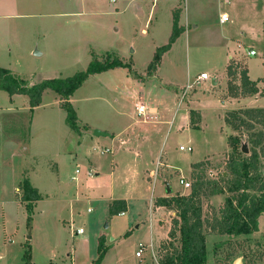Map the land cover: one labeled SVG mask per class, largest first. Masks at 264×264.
I'll use <instances>...</instances> for the list:
<instances>
[{
	"label": "rangeland",
	"instance_id": "1",
	"mask_svg": "<svg viewBox=\"0 0 264 264\" xmlns=\"http://www.w3.org/2000/svg\"><path fill=\"white\" fill-rule=\"evenodd\" d=\"M220 1L219 4V0H191L189 9L187 8L181 17L182 24H187L185 26L187 32L178 38L170 55L161 64L160 77L162 79L151 78L156 67L148 71V65L153 58L151 46L155 43L160 47L167 43L173 23L171 11L174 5H177L181 11L185 0H153V2L152 0H136L137 3L125 11L122 16L123 21L122 17L118 19L119 26L114 23L116 20L114 15L105 16L106 22L102 21L106 28H109V25L119 27L118 31L111 34V46H114L112 50L117 51L118 54L122 52L126 57H133V62L127 59L126 63L136 73V77L134 76L136 79L146 81L144 95L150 94V98L154 101L153 105L156 107L168 106V119L176 114L179 98L183 96L186 99L191 91L197 93V95L194 94L198 96L195 103L202 110L203 115L204 131L193 130L190 133L183 131L180 133L173 128L165 139L161 137L162 134L150 140L148 138L146 142L136 138L135 142L128 145V148L120 151L122 156L119 155L114 179L107 160H104L102 172L107 171L108 174H102L98 182L92 181L90 185L84 182V185L99 188V190H105L107 184L113 185L114 183L115 193L118 194H123L125 187L131 184L139 187L141 190L136 191V194L140 192L146 194L145 201L133 202V209L129 210L127 217H120L116 219V222L118 225H123V222L134 215L141 224L140 228L135 229L133 226L128 231L127 228L120 235L109 230L106 232L108 223L106 219L96 218V221L91 219L93 214L96 215L101 211L100 207L91 202L90 197L82 196L75 199V191L70 187L72 181L68 174L74 173L76 165L80 167L81 161L72 159L75 153L73 147L76 134L65 122V111L58 106L59 97L55 91L50 90L45 93L43 106L33 113L28 110L27 104L23 106L22 100L18 102L21 110L16 113L17 115H4L2 112L0 118L6 117L7 120H12L15 126L20 127L18 135L20 143L14 144L11 149L10 143H2L0 139V255L2 257L0 264H23L21 257L25 243L31 247L37 263L51 261L54 264H87L89 257L95 259L98 255L97 238L94 234L97 225L99 228L102 227V232H106L105 242L109 245L105 244L106 251L102 258L103 260L106 255L104 264H156L154 261V258L157 259L156 248L154 250L150 248L148 229V205L152 194V178L148 179L143 172L149 164L153 166L152 169H156L155 164L159 160L156 156L159 154V148H161L160 163L162 166L171 164L177 170L167 167L169 172L162 171L161 173L160 171L163 176L157 177L154 195L158 192L156 188L161 189V185L163 186L166 181L173 188L174 193H168V196H172L189 194L197 177L205 180H219L222 174L224 175L225 172L227 174L226 164L232 154L230 146L226 144L229 135L240 136L241 143H245L248 147L245 155H248L252 148L250 137L261 133L263 137L261 145L264 144L263 119L261 123L255 122L253 127L241 125L234 129L227 124L223 127L224 117L227 112L235 110L233 108L236 107V101L225 97L222 82L215 87L212 86L211 79L205 82H195L196 76L203 70L207 71L211 77L225 79L227 73L225 74L223 59L228 50L235 56L234 52L239 50L237 44H241L243 50L251 46L257 54L254 56L248 54L245 58L239 57L238 61L230 59L227 65L229 64L239 72L246 64H249L253 76H262L264 72V0H231V5L224 4L223 0ZM116 3L123 4V1L117 0ZM150 5H153V13L148 28L150 35L147 38L142 34L141 28L144 26ZM224 11L228 19L220 22L219 14ZM185 17L189 18V22H185ZM31 20L34 24H38L35 18ZM2 24L16 26L19 22L16 18H8L0 20V25ZM194 24L197 26L194 27ZM19 34L24 33L17 31V34L13 35L14 41L24 40ZM187 44L189 46L186 49ZM134 49L136 52H133ZM62 56L65 58L66 55ZM18 57L21 69L34 66L32 60L30 61L23 52H18ZM33 61L40 66L42 64L44 68L53 69L48 73L51 78L71 76L85 69L86 65L85 62L66 63L56 56L51 58L45 55ZM58 67H61L59 71ZM187 78L190 82L194 81L188 89L186 87ZM170 80L182 89L176 91V86L171 87L172 81L169 85L163 84ZM236 83H240L238 76ZM120 84L114 75H105L102 78L91 75L73 93L72 105L79 113L81 122H87L89 127L94 128H90L93 134L95 130L102 128L117 135L119 130L130 122L134 104L127 94L123 95L126 90L122 91L120 86L123 83ZM142 103L144 102L141 100V103L137 104ZM121 110H125L127 116L119 115ZM149 113L150 111H147L145 107L144 114L138 116L149 121L151 120ZM243 118L249 120L246 117ZM198 119V113L194 114L193 121L196 122ZM30 120H32L31 132L28 130ZM220 125H222V131ZM102 145L107 147L105 143ZM180 146L190 147L191 151L189 149L180 150ZM207 153L212 154L203 157ZM94 154L100 155L96 151ZM102 156L107 159L111 154L105 153ZM199 159L201 160L198 161ZM194 161L198 162L191 164ZM196 163L198 165H194ZM260 164L264 167L262 156ZM61 172L64 173L63 178L66 185L56 180L57 174L61 177ZM25 178H29L34 186L39 187L40 193L48 195L42 201L33 204L30 211L19 205L18 201L13 198L15 186ZM180 178L188 180L190 187L185 188L181 185ZM121 186L124 191L119 192ZM71 191L73 193H70ZM227 195L228 193L207 196L203 193L200 196L208 253L206 264H235V261H238V264H264V213L259 216L258 230L247 235L223 234L214 229ZM170 211L172 213L170 215L171 226L175 211ZM61 216L62 219L67 220L65 225L62 220L58 219ZM79 227L83 229V233H76ZM153 239L157 241L158 236L155 235ZM141 247H144L142 256L137 257L136 252ZM119 260L121 263H118ZM147 260L149 261L146 262Z\"/></svg>",
	"mask_w": 264,
	"mask_h": 264
},
{
	"label": "crops",
	"instance_id": "2",
	"mask_svg": "<svg viewBox=\"0 0 264 264\" xmlns=\"http://www.w3.org/2000/svg\"><path fill=\"white\" fill-rule=\"evenodd\" d=\"M116 1L117 0H0V20H5L8 18H16L18 19V22H19V24L16 26L6 25V24L0 25V37L2 38L0 39V67H4V68L11 70L13 73L17 74L21 78L24 77L23 79L28 84L31 85L43 79L51 78L49 77L48 73L53 71V69H48L49 67L44 68L42 64L40 66L37 64V62L33 61L34 59H37V57L39 56L45 55V57L47 56L51 58H54L56 56L58 58H61L66 63L67 62H70V63L85 62L86 64L85 67H86L93 56H101V55L108 54L111 52L116 53L117 51L112 50L114 49V46H111V42H112L111 34L112 33L114 34V32L118 31V28H119L118 19L124 15L127 9H129L133 4L137 3L136 0H122L123 4H118L116 3ZM190 2L191 0H188V2L187 0H185V5L184 7L182 6L181 11L179 13L178 24L179 26L183 27L182 33H180V35L177 37L174 43H172L171 47L161 55L160 61L156 65V70L154 74L151 76V78L152 77L161 78L160 77L161 64L170 55L178 38L181 35H183V33L187 32L185 29V26H187V24H182L181 17L184 14V11L187 8L189 9ZM220 3L221 1L219 0V4ZM223 3L226 5H231L232 1L223 0ZM152 6L153 5H150L149 11L145 18L144 26L141 28L142 34L147 38H149V35H150L148 28L150 27V24L152 21V13H153ZM176 8H177V5H174L171 12L173 13L174 9ZM224 12H221L220 14ZM220 14H219V20H220ZM108 15L116 16L115 17L116 20L114 23H116L118 26H114V25L112 26L108 24L109 28L105 27L103 22H106L105 16H108ZM33 18H35L38 21V24L33 23V21L31 20ZM123 19L124 17L121 18L122 21ZM184 19H185V22L187 21L189 22V18L185 17ZM147 24H148V27H147ZM188 26L190 25L188 24ZM196 26L197 25L194 24V27ZM17 31L24 33V34H19L24 39L23 41H18L19 39L17 41L13 40V35L15 36L17 34ZM16 43L18 44L16 45ZM188 46L189 45L187 44L186 49ZM157 47L158 46L155 45V43H153L151 46L153 57H154L155 50H156L155 48ZM237 47L239 48V50L234 52L235 56H233L232 52L229 50L226 52V56L223 59L225 70L227 67V63L230 59L238 61L241 57L245 58L248 55V50L251 48L253 49V47L249 46L247 50H243V48H241L242 47L241 44H237ZM134 51L136 52V49H134L133 52ZM18 52H23L30 61L32 60V62L34 63V66H31V67L28 66L27 68L24 67L23 69H21ZM119 54L122 55L120 57H122L123 61L126 62L127 59H131L133 62L132 56L126 57L124 53L122 52ZM256 54L257 53H255L254 55ZM62 55H66L65 58ZM60 68L61 67H58V71ZM244 69H246L249 79L257 82V87L259 89L258 93L252 94V95H243V96L240 95L238 97H231L227 95L226 93V85H227L226 71H225L226 76H225V79L223 80L215 78L216 76L211 77L207 71L203 70L202 72H205L208 74V76H210L209 78L212 81V86L215 87L220 82L223 83L225 97L236 101V107H234L233 109H237L238 107L239 108H248V107L249 108L250 107L264 108V89H263L264 72L262 76L261 75H255V76L251 75L249 64L248 65L246 64L244 66ZM93 75L100 76L101 78L105 75H110V76L114 75L115 79L119 80L121 84L123 83L122 85L120 84L121 85L120 88H122V91H124V89L126 90V92L125 91L123 92V95L125 93L131 98L134 104V112L130 115V119H131L130 122L127 125H125L123 129L119 130L117 135L114 132H112L111 134L110 131H108L107 129H102V128L97 129V130L100 132H103L104 134H101V135L93 134V130H90V128L92 129L93 127H89V124L87 122L85 123L81 122L80 115L77 112L78 117H79V122H78L79 126L81 127L82 125L85 124V125H88V127L85 129L82 128L79 133L75 132L76 134L75 146L73 147L75 153L72 156V159L74 160L80 159L81 165L80 167L76 165L77 167H75V170L73 171L74 173L72 172L69 173L68 177L72 181L70 187L71 189H73V191H75L74 193L75 199L77 198L79 199V197H82V196H85L86 198L90 197V199L92 200L90 201L96 203V206L100 207L101 211L96 213V215L93 214L91 219L95 221H96V218H100L102 220L106 219L108 223L106 225L107 230L105 231L107 232L109 230L110 232L116 235L117 234L120 235L123 232V230L127 228H128L127 229L128 231L129 228H132L133 226H135V229L141 227L140 222L134 217V215L128 218L127 221L123 222V225H118L116 222V219L120 217H127L129 210L133 209L132 203L138 202V201H145L146 194H143L142 192L136 194V191H139L141 189H139V187H136V185L134 184H131L130 186L125 187V191L123 190V187L121 186L119 188V192H122L123 190L124 191L123 194L115 193L114 183L113 185L111 183L107 184L106 186L107 188H105V190H99V188L89 186L92 181L98 182L101 179L102 174L104 173L108 174L107 171L102 172L103 171L102 165L103 163H105L104 160H107V164L109 166V169H111V172L113 173V179H114V175L116 174V169L118 166L117 164L118 160L120 156H122L120 151H122L124 148H128V145L132 142H135L136 138L144 140L146 142L148 138L150 140L154 136L162 134L161 137L165 139L167 135L171 133L173 128H175V131H178L180 133L182 131L190 133L193 130L204 131L203 119H202L203 115H202V110L195 103V100L198 96H195L194 94L197 95V93H193L192 91L189 93L186 99H184L183 96L179 98L178 104H177L178 110L176 114L173 115L170 119H168L167 117L168 106L159 108L153 105L154 101L150 98V94L148 96L147 94L144 95L146 81H141V80L139 81L138 79H136L131 73H129L127 68L115 67V68H111L106 71H102L100 73H96ZM209 78L200 79L198 80V82H196L195 80V82L196 83H199L201 81L205 82ZM171 81H172V84H174L173 80L166 81L163 84L169 85ZM186 82H187L186 84L187 89L190 88L194 84L193 83L194 81L190 82L189 78H187ZM172 84H171V87H174V86L177 87L176 91H178L180 88L182 89V87H179L177 84H174V85ZM124 86H126V88H124ZM129 87L131 89H129ZM50 90L51 89H46L43 92L41 103L37 105L36 107H34L32 113L35 112L39 107L43 106L44 104L43 96L45 95V93H48ZM128 96L125 95V97H128ZM20 100L24 102L23 106L27 104V108L28 110H30L29 103H28V97L26 98V95L25 96L24 94L9 95L6 91L0 90V116H2V112H4V115H15L19 110H21V107L18 104ZM70 100H71V103H73L72 96L70 97ZM141 100L144 102L142 104H144V106L147 108V111H150L149 118L151 120L149 121L144 120L142 119V117L137 115L135 105L137 103H141ZM58 101L57 103L59 104ZM191 110L197 112L199 115V119L195 123V127H191L190 125V111ZM159 113L160 114L162 113V114L160 115ZM119 115L127 116V112L125 110H121V114ZM31 123H32V120H30L29 125H28V130L30 132H31ZM223 125H224L223 127L226 126V124L224 123V120H223ZM220 127L222 131V125H220ZM19 129L20 127L17 125L15 126L12 120H7L6 117L5 118L1 117L0 118V133H2L1 134L2 136H0V139L2 140L1 142L10 143V148L12 149L14 147V144L20 143L18 140L20 139L18 137ZM136 131H139V132H136ZM107 137H109L110 140L109 139L106 140L105 138ZM26 138H27V135H26ZM28 138H29V134H28ZM156 140L158 139L156 138ZM105 141H108V142H105ZM138 142L139 141H137V143ZM104 143L106 144L107 147L102 145ZM23 144L25 145V143ZM116 144H119V145L116 146ZM94 151L98 152L100 155L94 154ZM158 152L159 154L156 157H158L159 160L155 164L156 169L155 168H154L155 170L152 169L153 166L149 164L148 167L143 172V174L146 175L148 179L152 178V194L149 198V205H148V211H149L148 229H149L150 243H151L150 248L151 249L153 248V250L156 248V251H157V247L159 246L160 242L167 239V234L170 229V215L172 213L168 208L161 206V205H156L154 203L156 198L168 196V193L166 192L167 182L165 181L163 186L161 185L162 187L161 189L156 188L158 189V192L156 193V195H154V190L156 187L155 183L159 175L163 176V174H161L162 171L167 173L169 172L167 170L168 168L176 169V168H173V165L171 164H168L169 166L166 165L165 167H163L162 164L160 163L161 148H159ZM105 153H110L111 154V156H109L110 158L109 157L107 159L103 158L102 155H104ZM212 153L204 154L203 157L206 155H210ZM31 154L32 153L30 152V156ZM136 155L138 157L140 156L137 151H136ZM203 157L201 159H203ZM201 159H199L198 161H200ZM198 161H194L191 164L198 162ZM57 169H58V165L56 166V170ZM63 175L64 173L62 172H61V177L59 176V174H57L56 180L66 185L64 182ZM27 179L29 180V178ZM21 181L22 180H20L18 184L15 186L13 198H15V200L18 201L19 205L24 206L25 208V203L22 202L19 198V194H20L19 184ZM84 182L88 183L89 185H84ZM31 185L34 188H36L38 192L40 191L39 187L34 186L32 183ZM171 191H172L171 193H174L172 187H171ZM70 193H73V192L71 191ZM76 194H78V196ZM134 194H136V196H134ZM40 195L42 198L38 201L33 202V204L42 201V199L48 196V195H43L42 192L40 193ZM92 196H96V197H92ZM114 199L125 200L127 208L125 211L117 215L110 216L108 212V207H109L110 202ZM40 212L42 213V210ZM59 216L60 214L58 215V217ZM58 219L62 220L63 224L67 222L66 219H62V216ZM102 231H103L102 227L99 228L98 225L96 226V229L94 230L95 232L94 234L97 238V246H98V240L100 236H102L103 242L104 244H106L105 241L107 239L106 238L107 234H105L106 232H102ZM131 234H133V231H131ZM155 235L158 236L157 241L153 239ZM110 239L114 240L113 237H110ZM142 249L144 250V247ZM30 255H31V262L33 264H47L51 262V261H48L47 263H37L34 259L33 252L31 251V247H30ZM141 256H142V252H141V255L137 257H141ZM105 257L101 261L100 264H104ZM92 258L93 257H89L87 259L86 261L87 264H91L92 260H94ZM148 261L149 260H147L146 262ZM154 261L156 264H158L155 258H154ZM118 263H121V261L119 260Z\"/></svg>",
	"mask_w": 264,
	"mask_h": 264
},
{
	"label": "trees",
	"instance_id": "3",
	"mask_svg": "<svg viewBox=\"0 0 264 264\" xmlns=\"http://www.w3.org/2000/svg\"><path fill=\"white\" fill-rule=\"evenodd\" d=\"M179 13L178 7L174 9L171 34L167 43L156 48L154 57L148 65V71L156 67L161 55L171 47L172 43L182 33L183 27L178 24ZM115 67H125L129 73L136 77V73L128 63L118 55L109 53L103 57L93 56L85 69L79 70L71 76L46 78L31 85L11 70L0 67V90L6 91L9 95H26L30 112L41 103L42 94L46 89L55 91L59 97V106L65 111L66 124L72 131L79 133L82 128H87V125L84 124L82 128L79 126L78 115L70 97L89 76ZM226 68L227 95L238 97L258 93L257 82L249 79L246 69L238 72L229 64ZM237 76L240 81L239 84L236 83ZM196 113L193 110L190 111L191 127H195L197 122L193 121V115ZM261 119L264 120V108L250 107L227 112L224 122L237 129L241 125L253 127L255 122L261 123ZM262 138L261 133L258 136L250 137L248 140L252 148L249 150V154L245 155L241 150L240 136L229 135L227 144L230 146L232 154L226 164V175L222 174L219 180H205L197 177L189 194H175L156 198L154 202L156 205L175 211L167 239L161 241L157 247L156 260L158 264L207 263L208 253L200 202V196L203 193L207 196L228 193L220 210L219 218L214 225V229L219 233L247 235L258 230L259 216L264 213V167L260 164V157H264V144L261 145ZM19 189V198L25 203L27 211L32 209L33 202L42 198L38 190L26 178L20 182ZM126 208L125 200L114 199L109 204L108 212L110 216L117 215L125 211ZM28 217L30 218V216ZM97 247L98 255L91 264H100L105 254L106 246L102 236L99 237ZM21 259L23 264H33L28 243H25Z\"/></svg>",
	"mask_w": 264,
	"mask_h": 264
},
{
	"label": "built area",
	"instance_id": "4",
	"mask_svg": "<svg viewBox=\"0 0 264 264\" xmlns=\"http://www.w3.org/2000/svg\"><path fill=\"white\" fill-rule=\"evenodd\" d=\"M227 19H228V15H227V13L224 12V13L220 14V21H221V22H225ZM255 53H256V51H255L254 49H252V48L248 50V54H250V55H254ZM209 77H210V76H208L207 73L202 72V73H200V74L196 77V82H198V80H200V79H207V78H209ZM209 79H210V78H209ZM135 107H136L137 115L144 114V112H145V106H144L143 104H136ZM185 148H187V149L190 150V147H184V146H180V147H179V149H181V150H183V149H185ZM76 171H78V170H76ZM179 183H180L181 185H183L185 188L190 187V182H189L188 180H184L183 178H180V179H179ZM82 232H83V229H82V228H78V229H76V233H82ZM141 252H142V248H140V249L136 252V255H137V256H140V255H141ZM0 259H1V255H0Z\"/></svg>",
	"mask_w": 264,
	"mask_h": 264
},
{
	"label": "water",
	"instance_id": "5",
	"mask_svg": "<svg viewBox=\"0 0 264 264\" xmlns=\"http://www.w3.org/2000/svg\"><path fill=\"white\" fill-rule=\"evenodd\" d=\"M95 132V134H104L103 132H100V131H98V130H95L94 131ZM241 150H242V152H244V153H247L248 152V147H247V145L245 144V143H242V147H241ZM224 175H226V172L224 173ZM166 192L167 193H171V187H170V185H169V183L167 182L166 183ZM235 264H238V261H235Z\"/></svg>",
	"mask_w": 264,
	"mask_h": 264
}]
</instances>
